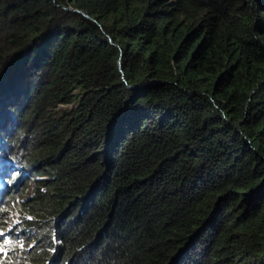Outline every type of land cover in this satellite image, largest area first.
Masks as SVG:
<instances>
[{"label": "trees", "instance_id": "16d2710c", "mask_svg": "<svg viewBox=\"0 0 264 264\" xmlns=\"http://www.w3.org/2000/svg\"><path fill=\"white\" fill-rule=\"evenodd\" d=\"M0 177L14 264H264V0H0Z\"/></svg>", "mask_w": 264, "mask_h": 264}, {"label": "rangeland", "instance_id": "374dc122", "mask_svg": "<svg viewBox=\"0 0 264 264\" xmlns=\"http://www.w3.org/2000/svg\"><path fill=\"white\" fill-rule=\"evenodd\" d=\"M27 173H28V178H26L25 181L28 180V182L26 183L27 185L26 192L23 194L24 202H29L33 197V193L35 191V183L33 182L34 179L29 171ZM9 210H12V208L10 207ZM11 212H9L8 215H6L7 220L5 222L4 228H6L8 232L11 231L21 232L22 229H20V227L23 223H21L20 220L15 216V213L13 212L11 213ZM0 264H14V263H12L11 261L5 262L4 258H0Z\"/></svg>", "mask_w": 264, "mask_h": 264}, {"label": "clouds", "instance_id": "9594fccd", "mask_svg": "<svg viewBox=\"0 0 264 264\" xmlns=\"http://www.w3.org/2000/svg\"><path fill=\"white\" fill-rule=\"evenodd\" d=\"M28 173L27 172H24V175ZM1 177H0V187H1ZM5 216V211H3L2 213H0V218ZM2 223H0L1 225ZM4 225L2 224V228H0V258H4L5 259V262L6 261H10L7 259V256H8V251L7 249L5 248V244H9L11 239H12V235H11V232H8L6 228H4ZM18 233V232H16Z\"/></svg>", "mask_w": 264, "mask_h": 264}, {"label": "water", "instance_id": "95a60500", "mask_svg": "<svg viewBox=\"0 0 264 264\" xmlns=\"http://www.w3.org/2000/svg\"><path fill=\"white\" fill-rule=\"evenodd\" d=\"M74 12H76V13H80V14H83V15H85V16H87L88 17V15L86 14V13H84L83 11H81V10H79V9H72Z\"/></svg>", "mask_w": 264, "mask_h": 264}]
</instances>
